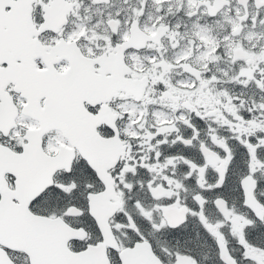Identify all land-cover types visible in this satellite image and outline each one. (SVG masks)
<instances>
[{"label":"snow or ice","instance_id":"6c2138e0","mask_svg":"<svg viewBox=\"0 0 264 264\" xmlns=\"http://www.w3.org/2000/svg\"><path fill=\"white\" fill-rule=\"evenodd\" d=\"M0 264H264V0H0Z\"/></svg>","mask_w":264,"mask_h":264}]
</instances>
